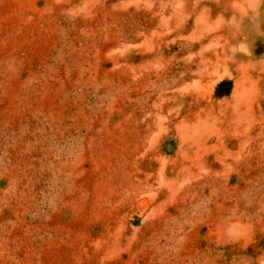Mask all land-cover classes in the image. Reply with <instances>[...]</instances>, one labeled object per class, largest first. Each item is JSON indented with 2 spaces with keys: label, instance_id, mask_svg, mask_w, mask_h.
Instances as JSON below:
<instances>
[{
  "label": "rangeland",
  "instance_id": "rangeland-1",
  "mask_svg": "<svg viewBox=\"0 0 264 264\" xmlns=\"http://www.w3.org/2000/svg\"><path fill=\"white\" fill-rule=\"evenodd\" d=\"M0 264H264V0H0Z\"/></svg>",
  "mask_w": 264,
  "mask_h": 264
}]
</instances>
